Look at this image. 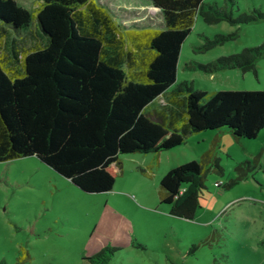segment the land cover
Here are the masks:
<instances>
[{"label": "trees", "instance_id": "1", "mask_svg": "<svg viewBox=\"0 0 264 264\" xmlns=\"http://www.w3.org/2000/svg\"><path fill=\"white\" fill-rule=\"evenodd\" d=\"M32 1L27 10L0 0V37L8 39V57L0 56V162L33 156L80 192L99 194L112 188L122 155H156L205 131L251 140L264 129V91L207 95L182 83L168 92L196 15L207 24L231 21L215 4L147 0L161 17L149 27L126 26V17L94 0ZM30 24L33 44L25 48L10 31L20 37ZM36 29L44 43L33 38ZM263 52L264 44L196 67L253 71ZM159 97L163 103L152 106ZM202 174L192 161L160 178L159 203L170 216L193 217ZM113 251L103 248L87 261L108 264Z\"/></svg>", "mask_w": 264, "mask_h": 264}, {"label": "rangeland", "instance_id": "2", "mask_svg": "<svg viewBox=\"0 0 264 264\" xmlns=\"http://www.w3.org/2000/svg\"><path fill=\"white\" fill-rule=\"evenodd\" d=\"M15 1L35 8L32 0ZM94 1L126 17V26L156 27L161 20L147 0ZM203 3L224 9L231 21L207 24L196 15L168 92L182 83L207 95L264 91V52L253 71L207 73L196 67L262 46L264 0ZM32 24L20 37L10 31L17 44H33ZM33 38L45 42L38 29ZM0 41L5 59L8 39ZM158 154L146 166L124 161L145 154L120 156L121 174L110 191L99 194L80 192L33 156L0 162V264H90L87 259L103 248L114 250L108 264H264V129L251 140L236 139L226 129L200 132ZM192 161L203 169L198 208L190 220L172 217L159 203V180Z\"/></svg>", "mask_w": 264, "mask_h": 264}, {"label": "crops", "instance_id": "3", "mask_svg": "<svg viewBox=\"0 0 264 264\" xmlns=\"http://www.w3.org/2000/svg\"><path fill=\"white\" fill-rule=\"evenodd\" d=\"M132 155H137V154H132ZM147 155H151V156H147ZM159 155V154H158ZM128 158H124V161H133L136 164H138L139 166H142L141 164H145L144 166H146V162L150 159V162L153 161L154 159V154H145V156H143V158H139V156H127ZM150 157V158H148ZM119 164H120V168L118 169V172L121 174V166L123 167V159L119 158ZM262 264V263H260Z\"/></svg>", "mask_w": 264, "mask_h": 264}]
</instances>
